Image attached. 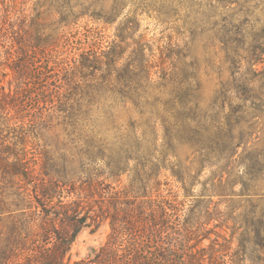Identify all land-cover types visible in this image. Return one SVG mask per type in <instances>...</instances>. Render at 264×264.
Wrapping results in <instances>:
<instances>
[{"label":"trees","instance_id":"trees-1","mask_svg":"<svg viewBox=\"0 0 264 264\" xmlns=\"http://www.w3.org/2000/svg\"><path fill=\"white\" fill-rule=\"evenodd\" d=\"M90 1L34 0L25 13L0 0V264H264L262 154L231 125L211 131L194 99L173 98L197 88L159 97L145 46L124 29L112 46L71 43L82 19L112 24L127 7ZM129 102L147 129L114 124ZM51 131L75 138L53 147ZM105 223L106 243L72 261L80 233Z\"/></svg>","mask_w":264,"mask_h":264},{"label":"rangeland","instance_id":"rangeland-1","mask_svg":"<svg viewBox=\"0 0 264 264\" xmlns=\"http://www.w3.org/2000/svg\"><path fill=\"white\" fill-rule=\"evenodd\" d=\"M33 1L16 0L15 4L25 9V13H30ZM90 2L97 9L101 5L111 9L116 0ZM123 2L127 7L117 22L105 24L88 16L70 30V42L80 44L94 38L112 46L116 35L124 29L126 35L133 36L145 46L146 58L153 65L151 78L156 83L155 92L159 97H169L160 93L164 86L174 94L180 87L197 88L195 93L189 91L185 96L175 94L173 98L197 101L203 116L202 123L211 131L216 132L219 126H225L227 130L229 125L233 126L236 141H246V149L261 153L264 159V0ZM134 13L140 14L135 22ZM128 41L129 54L133 51L134 40ZM243 86L253 90V96L244 93ZM32 105L34 101L29 103L30 107ZM146 118L147 115L130 102L114 112V124L123 128L136 123L147 129ZM56 136L51 131L48 143L53 147L60 143V147L65 149L75 138L61 132L58 142ZM226 147L230 149L231 146ZM245 147L241 146L239 153ZM177 155L185 167L191 166L194 155L190 145L178 147ZM209 170L203 174L202 181L211 175ZM169 181L175 191L180 190L174 178L170 177ZM256 189L258 193H264V174L260 175ZM222 208L225 209L226 204ZM109 233L108 223L96 231L84 229L72 247V261L85 258L94 249L103 246Z\"/></svg>","mask_w":264,"mask_h":264}]
</instances>
